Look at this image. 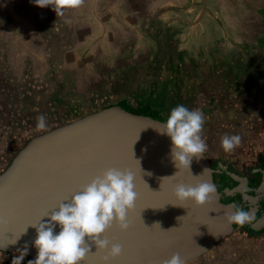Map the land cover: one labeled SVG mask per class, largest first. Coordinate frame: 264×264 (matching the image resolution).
<instances>
[{
	"label": "crops",
	"instance_id": "1",
	"mask_svg": "<svg viewBox=\"0 0 264 264\" xmlns=\"http://www.w3.org/2000/svg\"><path fill=\"white\" fill-rule=\"evenodd\" d=\"M29 3L0 0V169L30 136L115 102L165 120L199 108L207 152L264 135V0H85L63 16ZM186 263L264 264V241Z\"/></svg>",
	"mask_w": 264,
	"mask_h": 264
},
{
	"label": "water",
	"instance_id": "2",
	"mask_svg": "<svg viewBox=\"0 0 264 264\" xmlns=\"http://www.w3.org/2000/svg\"><path fill=\"white\" fill-rule=\"evenodd\" d=\"M164 121L131 103L115 102L27 138L0 169V226L4 231L0 246L22 250L27 243L28 251L36 253L31 224L108 167L134 172L138 193L128 214L129 229L120 231L113 225L103 234L122 245L121 255L111 260L116 264H161L173 253H179L186 263L204 256L230 233H241V226L225 221L231 204L221 202L217 191L202 206L190 201L172 205L179 203L171 193L175 184L212 183V170L204 153L203 158H192L191 173L182 169L175 174L169 155L171 141L154 129ZM206 168L209 171L198 176ZM251 191L252 203L261 195L264 203L263 177ZM241 204L249 211L250 204ZM252 220L251 227H259V219L253 216ZM16 238L15 244H7ZM95 251L93 245L81 264H108L103 253Z\"/></svg>",
	"mask_w": 264,
	"mask_h": 264
},
{
	"label": "clouds",
	"instance_id": "3",
	"mask_svg": "<svg viewBox=\"0 0 264 264\" xmlns=\"http://www.w3.org/2000/svg\"><path fill=\"white\" fill-rule=\"evenodd\" d=\"M36 6L49 7L56 16H63L66 9H76L84 5L85 0H31ZM205 124L203 112L189 109L179 104L170 110L166 120L154 128L158 134L167 136L171 141L170 159L180 170L190 171L193 157L203 158L207 143L202 137ZM37 128L46 127V117H37ZM138 138V137H137ZM239 135L221 137V147L231 153L239 146ZM209 171L204 169L202 176ZM135 173L128 169L108 167L75 192L59 201L44 212L31 226L35 229L32 247L36 249L34 259L27 264H81L94 245L103 253L104 261H111L122 253V245L112 242L103 234L115 225L120 231L130 227L128 214L134 209L138 198L135 184ZM216 186L208 181L195 184L177 183L171 193L178 201L177 206L190 201L195 206H202L211 201L216 194ZM47 217V219H44ZM179 218V217H178ZM177 218V219H178ZM253 219L251 211L244 210L237 204L227 206L225 221L243 227ZM2 223V221H0ZM59 226V231H55ZM18 238V237H17ZM17 238L7 244H15ZM6 244L3 245V248ZM28 252V245L13 257L11 264H22ZM161 264H185L179 253H173Z\"/></svg>",
	"mask_w": 264,
	"mask_h": 264
},
{
	"label": "flooded vegetation",
	"instance_id": "4",
	"mask_svg": "<svg viewBox=\"0 0 264 264\" xmlns=\"http://www.w3.org/2000/svg\"><path fill=\"white\" fill-rule=\"evenodd\" d=\"M256 137L259 138L253 137L255 143L249 137H245L242 145L239 148L236 147L231 153L225 151L222 153L223 150L205 152L209 167L212 170L211 180L216 186L221 202L240 205V203L250 204L255 201L254 198H250V194H253L251 190L256 188L262 177L264 179V135ZM249 148H251V152L248 151ZM262 197V195L257 197V201L250 204L249 209L253 213L254 219H259L260 223H256L259 227H251L248 222L241 227V233L232 232L214 246H233L257 239L264 241V203ZM233 225L236 226V224ZM19 251L18 249L0 246V264H11L13 257L20 254ZM35 256L36 253L28 251L22 264H27V261L34 259Z\"/></svg>",
	"mask_w": 264,
	"mask_h": 264
},
{
	"label": "rangeland",
	"instance_id": "5",
	"mask_svg": "<svg viewBox=\"0 0 264 264\" xmlns=\"http://www.w3.org/2000/svg\"><path fill=\"white\" fill-rule=\"evenodd\" d=\"M6 1L8 4H12L13 5V8L15 9H22L24 11H29L30 9V6H29V2L31 0H4ZM29 3V4H27Z\"/></svg>",
	"mask_w": 264,
	"mask_h": 264
},
{
	"label": "snow or ice",
	"instance_id": "6",
	"mask_svg": "<svg viewBox=\"0 0 264 264\" xmlns=\"http://www.w3.org/2000/svg\"><path fill=\"white\" fill-rule=\"evenodd\" d=\"M45 212H46V211H45ZM43 214H44V213H43ZM22 228H23V226H22ZM22 228H21V230H22ZM9 232H11V230H9ZM3 235H4V231H3L2 226H0V238H2ZM96 251H97V250H96ZM96 251H95V252H96ZM108 264H116V262L108 261ZM147 264H155V262H151V261H149V262H147Z\"/></svg>",
	"mask_w": 264,
	"mask_h": 264
}]
</instances>
